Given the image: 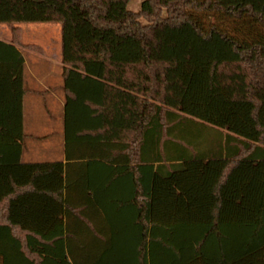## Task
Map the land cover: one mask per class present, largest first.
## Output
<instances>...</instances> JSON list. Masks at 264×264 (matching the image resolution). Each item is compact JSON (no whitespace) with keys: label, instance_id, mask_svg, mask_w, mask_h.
Segmentation results:
<instances>
[{"label":"trees","instance_id":"1","mask_svg":"<svg viewBox=\"0 0 264 264\" xmlns=\"http://www.w3.org/2000/svg\"><path fill=\"white\" fill-rule=\"evenodd\" d=\"M129 2L0 0V264H264V0ZM32 23L61 28L66 165L22 163Z\"/></svg>","mask_w":264,"mask_h":264},{"label":"rangeland","instance_id":"2","mask_svg":"<svg viewBox=\"0 0 264 264\" xmlns=\"http://www.w3.org/2000/svg\"><path fill=\"white\" fill-rule=\"evenodd\" d=\"M143 1L144 0H130L128 10L136 13L139 12ZM14 27L20 28L21 30L23 46L18 47V49L22 52L27 63L24 71L25 78L29 77V71L31 67L35 65V67L41 71L39 77L45 79L42 81L43 85L41 83H31L27 81L25 82L26 87L38 92L44 91L45 89L49 90L47 96L40 97L31 94L25 100L27 116L26 133H28L30 129L37 134L40 133V136L42 135L44 138L41 143L44 142L45 145L31 140L28 153L22 160H34L32 162L38 163L52 162L59 158L58 155L60 152L58 151V146L61 141V134L59 131L61 124L59 118L60 108L58 107V103L50 96H63L64 81L60 71L62 65L60 64L57 67L52 64L53 60H59V58H61V28L59 24L55 23L18 24ZM0 40L7 43L11 42L12 27L0 24ZM27 46H36L37 49H29ZM42 107L50 110V113L46 114L47 119H45L44 122L39 117V112ZM36 111L38 113H35ZM31 122H34L35 125H31ZM196 141H199V145H204L206 147L208 143L217 142L214 137L209 138V136L201 137ZM52 147H54L55 150L52 149Z\"/></svg>","mask_w":264,"mask_h":264},{"label":"crops","instance_id":"3","mask_svg":"<svg viewBox=\"0 0 264 264\" xmlns=\"http://www.w3.org/2000/svg\"><path fill=\"white\" fill-rule=\"evenodd\" d=\"M52 64L58 67L61 64V58H59V60L58 59L57 60H53ZM26 66H27V63H26V60H25V68H26ZM58 69H60V68H58ZM60 71H61V75H63V65H62V68L60 69ZM40 73H41V71H39V69L37 67H35V65H33L31 67L30 71H29V74H28L29 77L25 78V75H24L25 82L28 81V82H31V83L34 82V83H39V84L41 83L42 84V81L45 80V79H42V78L39 77ZM28 90H29V93L25 96L24 104H23V107H24V134H25L26 138H25L24 143H23L24 150H23L22 159L28 153L29 146L31 145V140H34V141H37V142L41 143V141H43V139H44L42 137V135L40 136V133L37 134L36 132H33L32 129H30L29 132L26 133L27 116H26V109H25V100L31 94L38 95L40 97L47 96L48 91H49V90L45 89L44 91L38 92V91H35L33 89H29V88H28ZM50 96L58 103V107L60 108L59 118H60L61 124H60L59 131H60V134H61V141H60V144L58 146V151L60 152V154L58 155L59 158L57 160H55V161L46 162V163L32 162L34 160H27L29 162L22 160L23 164H55V163H62L63 165H66L68 163L67 157H66V140H67L66 125H68V123H67V113H66V104H65V93H64V90H63V96H61V95H59L57 97L54 96V95H50ZM40 110L41 111L39 112L40 113L39 117L44 122L45 119H47V115L46 114L47 113L49 114L50 110L48 108H45V107H42V109H40ZM35 113H38V112L36 111ZM30 124L31 125H35L34 122H31ZM40 127H41V125H40ZM41 144L45 145L44 142H42ZM52 149L55 150L54 147H52Z\"/></svg>","mask_w":264,"mask_h":264}]
</instances>
